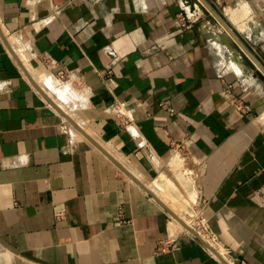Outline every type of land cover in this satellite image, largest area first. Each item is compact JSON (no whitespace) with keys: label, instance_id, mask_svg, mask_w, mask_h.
<instances>
[{"label":"crops","instance_id":"crops-1","mask_svg":"<svg viewBox=\"0 0 264 264\" xmlns=\"http://www.w3.org/2000/svg\"><path fill=\"white\" fill-rule=\"evenodd\" d=\"M194 1L0 0V264H225L26 72L220 256L264 264V0Z\"/></svg>","mask_w":264,"mask_h":264},{"label":"water","instance_id":"water-1","mask_svg":"<svg viewBox=\"0 0 264 264\" xmlns=\"http://www.w3.org/2000/svg\"><path fill=\"white\" fill-rule=\"evenodd\" d=\"M198 1V0H196ZM202 2V4H199V8L202 9L204 5L207 7L206 3L203 0H199ZM212 11V10H211ZM213 15L217 18V20L224 26L225 30L228 31L232 36H234L235 40H237L239 43V39L237 36L232 32L230 27L215 13L213 12ZM222 42L225 44V46L232 48L231 42L227 44L224 39L221 36ZM256 64L261 68V70L264 73V68L261 66V64L254 60ZM26 75L33 85V87L40 93V95L45 99L46 102H48L55 110H57L65 119L69 120L74 127L93 145L95 146L99 151H101L109 160H111L127 177H129L132 181H134L136 184H138L142 189H144L147 194L152 196L185 230L192 233L194 236H196L205 246H207L221 261H223L225 264H229L220 254L217 252L215 248H213L209 243H207L194 229H192L190 226H188L179 216H177L166 204H164L150 189H148L133 173H131L123 164H121L112 154H110L104 147H102L94 138H92L89 134H87L84 129L76 124L69 116L68 114L61 109L57 104H55L49 96L43 91V89L35 82V80L26 72Z\"/></svg>","mask_w":264,"mask_h":264},{"label":"rangeland","instance_id":"rangeland-1","mask_svg":"<svg viewBox=\"0 0 264 264\" xmlns=\"http://www.w3.org/2000/svg\"><path fill=\"white\" fill-rule=\"evenodd\" d=\"M192 1H194V0H192ZM194 2H196V1H194ZM199 4V3H198ZM196 9L197 10H201L203 13L204 12H207V10L205 9V8H202V9H199V7H198V5L196 4ZM209 17L211 18V20H212V22L214 23V25L216 26V27H218L219 29H220V34H219V32H218V35H222V33H224L226 30L225 29H223L222 30V28H220L222 25H220V23L219 22H217L210 14H209ZM223 27V26H222ZM225 30V31H224ZM228 34V32L226 31L225 33H224V35L225 34ZM223 35V36H224ZM228 35H230V34H228ZM230 37V36H229ZM225 39V38H224ZM226 42V41H225ZM231 42V37H230V40L228 41V42H226L227 44H229ZM232 44V47L233 48H237V46H235L233 43H231ZM226 47V49L227 50H230L231 49V54L235 51V49H233V48H230V47H227V46H225ZM18 48V47H17ZM19 49H20V47H19ZM236 52V51H235ZM22 59H24L23 57H21ZM256 72H257V75H258V77L260 78V79H262V81L264 82V73L262 72V71H257L256 70ZM57 79V78H56ZM57 81H59L60 82V80H58L57 79ZM54 90H57V88L56 87H54ZM68 106H70L69 104H68ZM70 112H72V110H69ZM183 215V214H182ZM183 218L186 220L185 222L187 223V224H190V222H191V218L189 217V218H187L186 216H184L183 215ZM199 234L205 239V240H207L208 242H210L211 243V245H212V247L214 248V246L215 245H213V242L211 241V240H209L204 234H203V232H199ZM218 250V249H217ZM220 251V250H219ZM221 253L223 254V252L221 251ZM224 255V254H223Z\"/></svg>","mask_w":264,"mask_h":264},{"label":"built area","instance_id":"built-area-1","mask_svg":"<svg viewBox=\"0 0 264 264\" xmlns=\"http://www.w3.org/2000/svg\"><path fill=\"white\" fill-rule=\"evenodd\" d=\"M200 2V1H198ZM56 75L58 78H64L65 77V72L62 70V69H58L57 72H56ZM194 219L196 220V224H197V227L198 229H200V227H204V224H205V218L203 216H196L194 217ZM190 227H194L192 224L190 225ZM194 229V228H192ZM222 257L229 263L231 264L227 259L226 257L222 254Z\"/></svg>","mask_w":264,"mask_h":264},{"label":"bare ground","instance_id":"bare-ground-1","mask_svg":"<svg viewBox=\"0 0 264 264\" xmlns=\"http://www.w3.org/2000/svg\"><path fill=\"white\" fill-rule=\"evenodd\" d=\"M187 2H188V0H186ZM223 26V25H222ZM223 28H224V26H223ZM228 32V31H227ZM228 34H230L229 32H228ZM224 38H225V41L226 42H228L229 40H230V37H227V36H225L224 35ZM233 56V55H232ZM231 56V57H232ZM230 62V61H229ZM233 62H235V63H237V59H236V56L234 55V57H233ZM238 64V63H237ZM62 93V92H61ZM66 100V99H65ZM67 101V100H66ZM65 108V107H64ZM264 117V116H263ZM170 198V197H169ZM170 200V199H169ZM181 217V216H180ZM186 223V222H185Z\"/></svg>","mask_w":264,"mask_h":264}]
</instances>
